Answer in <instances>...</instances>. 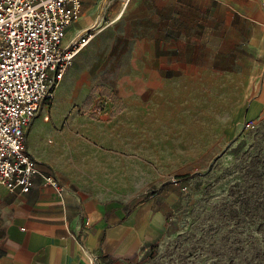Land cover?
Masks as SVG:
<instances>
[{
    "label": "rangeland",
    "instance_id": "1",
    "mask_svg": "<svg viewBox=\"0 0 264 264\" xmlns=\"http://www.w3.org/2000/svg\"><path fill=\"white\" fill-rule=\"evenodd\" d=\"M105 1L27 128L42 171L121 203L166 183L155 204L168 228L135 264H264L263 22L233 5L182 0L176 17L159 11L175 49L150 68L132 51L153 21L149 6Z\"/></svg>",
    "mask_w": 264,
    "mask_h": 264
},
{
    "label": "crops",
    "instance_id": "2",
    "mask_svg": "<svg viewBox=\"0 0 264 264\" xmlns=\"http://www.w3.org/2000/svg\"><path fill=\"white\" fill-rule=\"evenodd\" d=\"M97 1L83 2L81 13L67 26L63 43L94 30L93 24L100 17L99 5L106 6L105 0L96 5ZM181 1L132 0V10L148 5V14L152 16L153 21L144 24L137 33L132 48L133 52L146 53L145 63L150 68L160 67L165 62L157 53L175 49V41L168 38L172 26L160 24L165 18L160 17L159 11L169 8V16L176 17ZM207 1L236 6L249 20L264 24L261 5L264 0ZM107 6H111L108 9L118 20L121 16L118 5L109 2ZM260 83L261 90L255 97L264 100V72ZM26 149L33 155L28 138ZM36 159L40 170H44L40 159ZM155 199L152 197L130 210L133 202L106 201L67 187L59 195L38 176L28 193L19 194L0 186V264L139 262L168 228L166 209L156 205Z\"/></svg>",
    "mask_w": 264,
    "mask_h": 264
},
{
    "label": "built area",
    "instance_id": "3",
    "mask_svg": "<svg viewBox=\"0 0 264 264\" xmlns=\"http://www.w3.org/2000/svg\"><path fill=\"white\" fill-rule=\"evenodd\" d=\"M84 1L0 0V186L9 191L28 193L37 176L59 195L66 188L27 151L26 129L93 36L63 43Z\"/></svg>",
    "mask_w": 264,
    "mask_h": 264
},
{
    "label": "trees",
    "instance_id": "4",
    "mask_svg": "<svg viewBox=\"0 0 264 264\" xmlns=\"http://www.w3.org/2000/svg\"><path fill=\"white\" fill-rule=\"evenodd\" d=\"M193 175H185L183 176L181 179H188L190 177H192ZM166 183L161 184L158 188L154 189V190H150L146 193H144L143 195L139 196L136 200H134L133 204L130 206V210H132L136 205H138L139 203H142L152 197H155L157 195H159L161 193V191L163 190V188L165 187Z\"/></svg>",
    "mask_w": 264,
    "mask_h": 264
}]
</instances>
